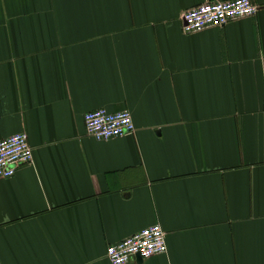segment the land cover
<instances>
[{"label": "crops", "instance_id": "0c3cea01", "mask_svg": "<svg viewBox=\"0 0 264 264\" xmlns=\"http://www.w3.org/2000/svg\"><path fill=\"white\" fill-rule=\"evenodd\" d=\"M207 1L0 0V140L33 153L0 179V264H110L157 224L167 252L128 264H264V0L183 34ZM97 109L134 134L88 138Z\"/></svg>", "mask_w": 264, "mask_h": 264}, {"label": "built area", "instance_id": "2783aa9c", "mask_svg": "<svg viewBox=\"0 0 264 264\" xmlns=\"http://www.w3.org/2000/svg\"><path fill=\"white\" fill-rule=\"evenodd\" d=\"M259 8L251 0L207 1L180 14L182 32L185 35L222 28L229 23L255 16ZM127 111L109 113L104 109L86 112L85 133L98 142L122 138L134 134L135 127ZM25 132L0 140V179L15 175L19 166L33 164V153ZM166 233L160 225H153L125 238L106 249L110 264H128L139 256L147 260L167 252Z\"/></svg>", "mask_w": 264, "mask_h": 264}, {"label": "water", "instance_id": "95a60500", "mask_svg": "<svg viewBox=\"0 0 264 264\" xmlns=\"http://www.w3.org/2000/svg\"><path fill=\"white\" fill-rule=\"evenodd\" d=\"M135 258L141 259L139 256H136Z\"/></svg>", "mask_w": 264, "mask_h": 264}]
</instances>
